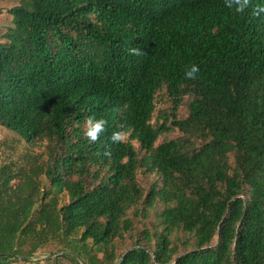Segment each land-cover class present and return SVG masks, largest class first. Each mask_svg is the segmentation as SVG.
<instances>
[{
  "label": "trees",
  "instance_id": "1",
  "mask_svg": "<svg viewBox=\"0 0 264 264\" xmlns=\"http://www.w3.org/2000/svg\"><path fill=\"white\" fill-rule=\"evenodd\" d=\"M9 12L0 125L52 150L45 164L0 165V264H264V0H23Z\"/></svg>",
  "mask_w": 264,
  "mask_h": 264
},
{
  "label": "rangeland",
  "instance_id": "2",
  "mask_svg": "<svg viewBox=\"0 0 264 264\" xmlns=\"http://www.w3.org/2000/svg\"><path fill=\"white\" fill-rule=\"evenodd\" d=\"M23 0H0V40H3V33L9 29L12 23V14L9 12L14 6L21 4ZM170 108V101L165 98L160 101L156 113L158 114L160 110L167 111ZM179 113L182 117H186L188 115V107L187 105H183ZM180 135V131L175 129L163 137L160 138L161 142L164 138L170 139ZM137 147L139 146L136 143ZM52 150L51 146L47 143L37 144L35 146L28 144L21 136L4 126L0 125V165L5 163H12L14 167H30L38 163H46L50 158V151ZM38 162V163H36ZM12 165V166H13ZM43 182L47 181L46 177L43 175L41 177ZM141 183L145 187L146 191L150 189V179L152 178H141ZM161 210V206L152 211L151 216L146 220L149 226H155L158 223V215L157 213ZM131 241L123 240L117 242L119 251L126 250L130 247ZM55 246L48 245L40 250L39 255L41 259H44L46 254L54 252ZM184 251V249L182 250ZM56 255V254H55ZM11 264H30L29 262H20L15 261ZM58 264H74L72 260L61 257Z\"/></svg>",
  "mask_w": 264,
  "mask_h": 264
},
{
  "label": "clouds",
  "instance_id": "3",
  "mask_svg": "<svg viewBox=\"0 0 264 264\" xmlns=\"http://www.w3.org/2000/svg\"><path fill=\"white\" fill-rule=\"evenodd\" d=\"M237 2H239V0H237ZM247 0H244V3L246 4ZM240 7H243L244 4H240ZM131 52L139 55L140 54V49L138 48H133L130 49ZM199 66L197 64H191L190 66H186L185 68V76L189 79H195L197 74L199 73ZM107 124V120L104 119L103 117L99 118V119H89L88 120V128L86 131V135L88 136L89 140L91 141H95L97 140V138L99 137V135L104 132L105 130V126ZM111 139L114 142H119L123 139L121 133L119 132H115L113 133ZM105 155H110V151L105 152Z\"/></svg>",
  "mask_w": 264,
  "mask_h": 264
}]
</instances>
